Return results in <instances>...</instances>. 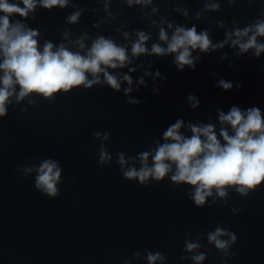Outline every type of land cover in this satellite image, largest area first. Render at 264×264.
Here are the masks:
<instances>
[{
	"label": "clouds",
	"instance_id": "clouds-1",
	"mask_svg": "<svg viewBox=\"0 0 264 264\" xmlns=\"http://www.w3.org/2000/svg\"><path fill=\"white\" fill-rule=\"evenodd\" d=\"M38 3L40 7L46 9L64 8L68 5V0H13V2L0 0V72L3 73L0 76V117L7 115L6 105L13 96L18 102L32 94L51 99L54 94L61 91L68 92L80 86L91 88L94 84H101V74L103 83L119 91L120 80L116 75L109 73L108 69L123 68L130 62L125 47L118 46L113 40L103 36L94 39L85 54L81 51H71L63 43L55 46L50 41H46L41 50L37 39L39 31L27 27L20 20L11 19L13 16L27 18L30 12H34ZM127 3L130 6L133 3L146 5L150 4L151 0H127ZM206 8L215 11L219 5L208 4ZM80 14L79 11L71 14L67 18L68 23H76ZM197 17L199 18V14ZM169 27L172 25L169 24ZM226 37L224 42L213 45L208 32L205 30L198 33L195 26L190 28L177 26L171 38L161 28L159 40L167 47L154 43L150 54L157 56L175 54L174 62L180 70H183L184 66L194 69L193 50L208 52L210 48L215 50L223 47L230 40L232 47L239 48L238 55L254 49L255 56L259 57L260 53L264 52V43H258L257 37H264V20L258 19L243 29L226 33ZM148 39L144 32L137 33V40L131 45L133 57L149 54L145 47ZM76 43L79 49L85 48L82 39ZM89 76L92 78L89 79ZM123 80L128 84L132 83L128 75H124ZM140 83L144 81L141 80ZM217 86L225 91L232 88L231 82L223 79ZM239 87L237 85V88ZM124 91L127 94L131 89L126 88ZM188 99L192 108L199 104L197 98L192 95H189ZM128 102L139 103L135 99ZM218 119L221 125H230L234 133L230 135L226 128L221 127L219 137L223 143L218 138L214 125L198 126L189 123L191 136H184L180 132L184 127V121L177 120L163 133L164 143H157V147L151 152L138 153L139 169L133 166L125 170L124 166L127 164L125 154L118 152L116 155L123 177L130 181L138 180L141 185H145L149 178L162 181L171 172L172 182L188 184L194 188L192 199L196 206H203L206 197L212 195L213 189L221 197L226 195V187H236L241 195H248L249 190L264 183V116L258 107L245 111L233 106L228 113L218 110ZM92 134L98 139L101 136L104 140L109 138L108 133L94 131ZM98 151L101 165L111 160L103 144ZM150 156L151 166L148 163ZM22 171L25 174L36 172L34 186L42 194L49 198H55L60 194L57 184L62 183V169L58 161L46 159L38 167L34 165ZM227 234L218 227L215 232L208 234V241L214 243L218 249L227 250L230 246L229 241L219 239L220 236ZM235 241V234H231V242ZM199 246L198 243L186 242L188 251H193ZM204 258L203 253L192 257L196 264H200ZM147 259L148 264H155V261L164 257L159 252L155 254L149 252Z\"/></svg>",
	"mask_w": 264,
	"mask_h": 264
},
{
	"label": "water",
	"instance_id": "water-1",
	"mask_svg": "<svg viewBox=\"0 0 264 264\" xmlns=\"http://www.w3.org/2000/svg\"><path fill=\"white\" fill-rule=\"evenodd\" d=\"M0 264H12V263L0 257Z\"/></svg>",
	"mask_w": 264,
	"mask_h": 264
}]
</instances>
